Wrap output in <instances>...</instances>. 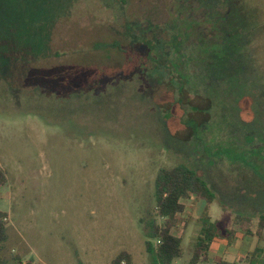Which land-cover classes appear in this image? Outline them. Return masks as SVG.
<instances>
[{
    "label": "rangeland",
    "instance_id": "rangeland-1",
    "mask_svg": "<svg viewBox=\"0 0 264 264\" xmlns=\"http://www.w3.org/2000/svg\"><path fill=\"white\" fill-rule=\"evenodd\" d=\"M238 1L261 13L253 61L207 90L189 70L179 78L192 87L161 86L156 73L168 80L170 68L139 53L138 36L171 20L173 0H0L3 259L114 264L128 252L131 264H151L140 220L155 208L159 170L184 164L216 194L218 231L238 232L233 246L216 239L205 264H264V0ZM185 204L175 264L190 262L206 207ZM240 215L252 235L235 226Z\"/></svg>",
    "mask_w": 264,
    "mask_h": 264
},
{
    "label": "trees",
    "instance_id": "trees-1",
    "mask_svg": "<svg viewBox=\"0 0 264 264\" xmlns=\"http://www.w3.org/2000/svg\"><path fill=\"white\" fill-rule=\"evenodd\" d=\"M239 3L238 0H173L171 20L165 25H149L143 30L144 36L137 39L139 53L145 54L149 65L162 63L170 68L168 80L160 73H156L155 80L161 86L168 83L192 87L182 78L189 70L195 82L194 88L203 86L211 90L218 89L235 75L246 73L253 61L251 45L261 28V23L256 22L261 13L241 8ZM227 10L231 11L228 17ZM161 45L169 49L170 57L166 63L161 59ZM7 182V174L0 166V188ZM193 197L205 201L206 207L201 217L202 228L188 264L207 263L216 239L227 240L229 246L235 244L236 229L219 232L212 222L209 212L216 201V194L208 182L184 164L162 168L155 180V208L149 209L140 220L151 264H175L183 256V240L173 232L179 224V216L186 212L185 202ZM7 218L8 213L0 210V264H11L1 257L4 243L8 240ZM251 223L250 217L240 215L235 226H240L245 235H252ZM263 232L264 216L258 222L257 235L262 237ZM260 252L262 250L257 248L253 256ZM15 261V264H22L18 256ZM113 263L131 264V255L122 252ZM215 264L234 263L222 259Z\"/></svg>",
    "mask_w": 264,
    "mask_h": 264
},
{
    "label": "flooded vegetation",
    "instance_id": "flooded-vegetation-1",
    "mask_svg": "<svg viewBox=\"0 0 264 264\" xmlns=\"http://www.w3.org/2000/svg\"><path fill=\"white\" fill-rule=\"evenodd\" d=\"M227 11H228V12H227V13H228L227 17H228L231 11H230V10H227Z\"/></svg>",
    "mask_w": 264,
    "mask_h": 264
}]
</instances>
